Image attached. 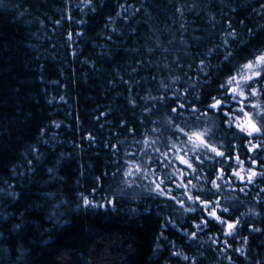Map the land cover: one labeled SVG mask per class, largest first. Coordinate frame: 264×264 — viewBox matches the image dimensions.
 Here are the masks:
<instances>
[{
  "label": "trees",
  "instance_id": "16d2710c",
  "mask_svg": "<svg viewBox=\"0 0 264 264\" xmlns=\"http://www.w3.org/2000/svg\"><path fill=\"white\" fill-rule=\"evenodd\" d=\"M257 51L264 0H0V264H264V179L218 181L240 221L233 238L210 218L198 230L199 210L155 196L147 180L127 187L117 172L148 129H160L149 135L162 133L161 147L170 135L173 101L142 99L165 94L161 81L169 98L178 90L203 110ZM221 121L209 111L200 124L234 143L247 169L256 153ZM81 194L105 207H84Z\"/></svg>",
  "mask_w": 264,
  "mask_h": 264
},
{
  "label": "snow or ice",
  "instance_id": "6c2138e0",
  "mask_svg": "<svg viewBox=\"0 0 264 264\" xmlns=\"http://www.w3.org/2000/svg\"><path fill=\"white\" fill-rule=\"evenodd\" d=\"M231 35L235 34L231 33ZM227 58L226 56L225 59ZM199 63L201 65L199 71L203 72L205 61L201 59ZM189 67L191 68V65ZM205 75L207 76V73ZM179 79V76L174 77L173 83ZM161 88L164 89L165 94L142 99H152L160 103H165L168 99L173 101L167 107L170 113L175 115L169 116L165 122L170 135L164 141L163 147L159 146L163 139L162 133L154 138L149 135L160 132L157 127L144 132L143 139L135 140L136 151H125L126 167L122 165L117 168V172H121L124 177L121 183L132 187L137 181L147 180L148 184L145 187L155 196L165 201H174L185 212L199 210L200 223L196 224L194 221V227L198 230L201 226L206 227L210 218L220 225L218 230L223 235L234 238L236 235L234 230L240 221L232 219L229 207L220 203L218 194L223 190V184L231 185L234 182L233 178L245 185L253 184L257 176L264 179V161H259L258 155L260 151H264V104L253 100L258 96H264V51H257L230 73L218 85L217 94L210 96V101L204 105L203 110L196 104L183 102L178 90L169 98L167 92L171 90L170 84L161 81ZM186 94L187 89L184 91V95ZM129 103L135 107L134 100H130ZM150 111L151 108H145V112ZM209 111L221 115V122L228 130L233 131L235 137H239L247 153H256L246 155L250 164L247 169H244L245 160L241 159L234 143L229 142L225 145L223 141L216 140L212 128L200 124L201 117L207 116ZM185 112L192 118L191 122L184 118ZM178 120L180 122H177ZM152 123L156 122L152 121ZM121 126H124V122ZM129 132L134 133L135 129L129 128ZM88 137L92 138L91 133ZM111 147L119 151L117 145L113 144ZM258 162L261 166L259 173L255 168ZM189 176L197 180L203 178L211 187L197 188L192 179L187 178ZM218 181H222L223 184ZM189 186L196 191L191 192ZM179 189H183V192L178 195ZM239 190L243 192L244 188L241 187ZM91 191L94 193L96 188ZM120 191L123 192L124 189ZM184 198L189 204L186 205ZM104 199L107 205L115 203L114 198ZM81 200L86 208L105 207L104 204H96L83 194ZM254 230L259 231V229ZM196 235V232L191 233L192 238ZM236 251L239 252L240 249ZM174 254L179 255V253ZM183 258L188 259L187 256Z\"/></svg>",
  "mask_w": 264,
  "mask_h": 264
}]
</instances>
